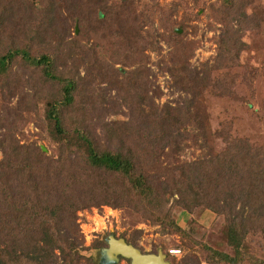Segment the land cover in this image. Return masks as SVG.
<instances>
[{
    "label": "rangeland",
    "instance_id": "rangeland-1",
    "mask_svg": "<svg viewBox=\"0 0 264 264\" xmlns=\"http://www.w3.org/2000/svg\"><path fill=\"white\" fill-rule=\"evenodd\" d=\"M223 1L134 0L125 12L130 19L125 36L123 23H113L122 17V11L112 6L119 0L108 1L103 8L97 0H0V13L5 14L0 55L14 44L31 57L48 55L51 72L76 80V99L83 98V105L93 108L81 118L62 115L63 124L89 130L98 150L147 152L140 164L151 175V193H141L126 175L103 170L95 173L85 190L79 182L84 197L95 191L96 201L76 211L77 237L86 249L72 264H94L92 256L105 246L102 238L109 233L142 252L160 248L171 264H264V212L259 216L258 209H249L251 201L239 188L246 176L230 173L227 180L224 169L227 159L234 166L248 168L252 159L248 146L259 150L255 160L264 158V0ZM202 5L204 12L197 10ZM133 31L136 42L129 38ZM126 39L133 44L130 52L123 43ZM143 44L145 48L140 47ZM122 55L128 56L123 64ZM172 62L185 66V76L175 73L172 77L168 72ZM127 65L144 69L145 88L139 86L134 96L128 88L131 94L122 100L115 70L122 72ZM60 90L61 84L15 56L0 75V143L33 144L54 159L62 158L68 151L56 148L44 123L46 103L59 100ZM97 103L101 108H95ZM188 104L203 112L204 128L193 119H181ZM149 108L155 115L147 119ZM163 119L168 123H162ZM120 124L132 127L130 135L119 138L122 144L108 138L105 130V125ZM143 135L149 136L147 141L153 139L151 146L143 143ZM231 147H236V153L230 155ZM191 162L195 163L189 167ZM53 170L54 176L59 172L69 183L84 180L71 167L68 171L73 175L69 176L64 170ZM134 171L140 173L139 167ZM24 174L14 180L25 184ZM187 181H193L199 193L194 204L184 197L187 206H183L179 200ZM105 185L114 195L100 193ZM89 187L95 188L90 191ZM259 188L264 190V179ZM251 193L259 202L264 198L262 191ZM3 199L0 196L1 210ZM229 202L234 205L227 211L224 203ZM240 207L243 227L235 216ZM228 222L246 229V247L236 262L218 258V252L234 255L227 243ZM4 239L0 233L2 247ZM13 243L15 247L17 240ZM170 249L180 253L171 254ZM117 264H129L128 258Z\"/></svg>",
    "mask_w": 264,
    "mask_h": 264
},
{
    "label": "trees",
    "instance_id": "trees-1",
    "mask_svg": "<svg viewBox=\"0 0 264 264\" xmlns=\"http://www.w3.org/2000/svg\"><path fill=\"white\" fill-rule=\"evenodd\" d=\"M108 1H111L110 3L112 4V2L114 3L117 0H97V5L101 8L106 7ZM133 2L134 0H119L118 3L112 5L122 11V13L120 12V17L121 15L122 17L120 19H115L113 23L119 25L123 23L122 27L126 29L125 36L129 33L128 23H130L129 16H127L125 12ZM223 2L228 3L229 1L224 0ZM208 9L213 10L209 7ZM197 10L204 12L205 9L202 5L197 6ZM4 16L5 14L0 13V28ZM125 20L126 22H124ZM43 33L47 34V31ZM136 34L137 33L133 31V33L131 32L129 35V38H133L134 42H136L138 38ZM119 35L122 36L121 34ZM126 40H124L123 43L127 51L129 49L130 52V48L133 44ZM140 47L145 48V44ZM15 56H19L29 66L41 69V74L50 81L61 84L60 99L46 103L44 123L48 125V133L52 142L57 144L56 148L60 152H68H66L62 158L59 157L54 159L42 153L41 150L33 144L18 145V141H16V143L11 141L9 145H4V142L3 144L0 143L2 151V158L0 159V196L4 198L2 200L4 210L0 209V233L5 237L3 241L4 247H2L0 243V264H43L46 261L51 264L56 260L60 261L61 264H72L77 261V256L83 255L82 250L86 249L81 246V240L77 237L80 233V229L76 221V211L78 208H83L84 206L94 203L92 200L96 197L95 191L89 198L84 197L82 189L85 190L84 187H86V185L89 186L88 181L96 176V172L103 170L107 173L126 175L131 184L135 188H138L141 193H151L153 188L150 184L151 175L146 168L140 164L143 161L141 158L148 157L146 156L147 152L142 150V153L134 154V151L129 152L125 150L124 152L122 148L116 151L98 150L96 142L91 137L89 130H83L80 126L67 128L62 122V115L68 117V115L72 114L75 116L74 118H81L83 112L88 113L93 109L91 106L86 107L83 105V98L79 100L76 99L77 93H75V89L78 87V82L72 77L63 79L54 75L50 69L51 58L48 55L31 57L26 49L16 47L15 44L13 49H7L5 53L0 55V75L7 72V67ZM122 57L121 63L123 64L128 56L125 57L122 55ZM171 66L173 67L169 68L168 72L174 79L175 73H178L180 77L185 76L182 68L185 66L174 62L171 63ZM115 72L117 73L115 76L117 78L116 84L119 86L120 90L118 92L122 95V100L127 94H131L128 88L132 91L131 96L137 95V90H139L140 87H143L142 89L145 88L144 83L146 76L144 69H134L127 65L123 68L122 72L120 70H115ZM118 76L121 77L120 80ZM127 81L129 83H127ZM133 81H135V83ZM192 96H194V92ZM97 104L98 106H95V108H101L100 104ZM148 110V112H145L146 116H144L147 119L155 115V110L153 108H149ZM181 117V119L185 121L193 119L199 123L202 128H204L207 123L203 112H200L199 109L194 110L190 108L189 104L186 107V116ZM161 122L168 123L166 119L161 120ZM176 122L178 123L179 121L177 120ZM146 124L149 125V123ZM105 130H107L106 134H108V138H115L118 140V143L122 144L123 141L119 138L124 134L130 135L132 127L126 129L125 124H120L118 127H108L105 125ZM141 138L145 145H152L153 139L147 141L149 138L148 135H143ZM236 147L234 150L233 147H231L232 151L229 153L230 155L236 153ZM248 148L249 151H252L250 166L248 168H244L243 166L239 167V165L234 166L233 162L227 159L224 166L225 178L228 180L230 173L238 175L241 178H243L244 175L246 176L239 188L244 192V197L247 196L251 201V203H249V209H253V211L254 209H258V211L261 212L259 216H261L264 212V198L262 197L263 200L259 202V198L257 197L256 200L251 196V192L255 190L260 194L262 191L264 196V190L259 188L261 181L264 179V158L255 160L254 156H256L259 150H255L254 148L250 149L249 146ZM151 158L153 157L151 156ZM214 159L219 160L221 158ZM212 161L213 160H207V162ZM192 163L195 162L188 163V166L192 167ZM69 167L77 169V171L84 176V180L78 179V182H76L74 178L75 180L69 183L68 180L62 176L63 174L61 175L58 172V175H53V168L59 171L64 170L63 173H66L67 176L73 175V171H68ZM136 167H139L140 173L134 171ZM195 167L197 166L195 165ZM244 169L247 170V173H245ZM23 172L25 174L22 176V181H24L25 184L17 183L14 180V176L21 175ZM251 175L253 178L250 177ZM59 176L61 178H59ZM256 179L260 180L259 184H256ZM62 180L65 182L64 185L61 182ZM79 182L82 185V189H80L81 185ZM187 182L189 184H185V186H183L184 188L182 187L181 200H179V203H181V205L183 204V206H187V201L183 199L184 197L191 198L194 204V200H196L198 196L197 193H199L193 181ZM91 185L95 186L93 183ZM62 187L64 188L59 190V188ZM65 187L67 189H65ZM94 188L95 187H89L88 190L92 191ZM100 193H104V195L108 194L109 197L114 195L112 194L113 190L109 186H106L105 191H101ZM228 195L231 197L232 193L230 192ZM233 205L234 202L224 203V208L229 211ZM241 211L242 209L240 207L239 211H236L235 216L238 223L243 227L244 223L240 222L243 218V216H241ZM233 224L234 222H228L226 232L227 243L229 247L233 249L234 255L226 252H218L219 260H225L226 262H236L237 256L246 247L244 239L246 229H237ZM15 240H17V243L14 247L13 241L15 242ZM93 247H96V245L94 244ZM87 259L89 258L87 257Z\"/></svg>",
    "mask_w": 264,
    "mask_h": 264
},
{
    "label": "water",
    "instance_id": "water-1",
    "mask_svg": "<svg viewBox=\"0 0 264 264\" xmlns=\"http://www.w3.org/2000/svg\"><path fill=\"white\" fill-rule=\"evenodd\" d=\"M107 246L96 250L92 256L94 264H117L118 258H128L129 264H171L162 249L156 252H142L136 245L123 237L109 234L105 237Z\"/></svg>",
    "mask_w": 264,
    "mask_h": 264
},
{
    "label": "built area",
    "instance_id": "built-area-1",
    "mask_svg": "<svg viewBox=\"0 0 264 264\" xmlns=\"http://www.w3.org/2000/svg\"><path fill=\"white\" fill-rule=\"evenodd\" d=\"M79 218H77L78 220ZM80 225V228H81V223L79 224ZM81 232L83 233V235L85 236V238L87 239V235H85V233L83 232L82 228H81ZM169 253L171 254H174V255H177L178 253H180V250L179 249H170L169 250Z\"/></svg>",
    "mask_w": 264,
    "mask_h": 264
},
{
    "label": "flooded vegetation",
    "instance_id": "flooded-vegetation-1",
    "mask_svg": "<svg viewBox=\"0 0 264 264\" xmlns=\"http://www.w3.org/2000/svg\"><path fill=\"white\" fill-rule=\"evenodd\" d=\"M109 234H111V233H109ZM109 234H108V235H109ZM113 235H114L115 237H118V236H116L115 234H113ZM106 236H107V235H106ZM106 236H104V237L102 238V240H103L104 242H105V237H106ZM126 241H128V240H126ZM105 246H107L106 242H105ZM121 258H122V257H119V258H118V261H119ZM118 261H117V263H118Z\"/></svg>",
    "mask_w": 264,
    "mask_h": 264
}]
</instances>
